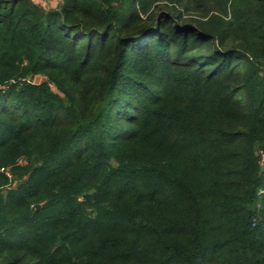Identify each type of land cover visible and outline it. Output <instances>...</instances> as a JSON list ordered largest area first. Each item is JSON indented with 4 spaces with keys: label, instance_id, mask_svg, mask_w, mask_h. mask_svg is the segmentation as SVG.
I'll list each match as a JSON object with an SVG mask.
<instances>
[{
    "label": "trees",
    "instance_id": "16d2710c",
    "mask_svg": "<svg viewBox=\"0 0 264 264\" xmlns=\"http://www.w3.org/2000/svg\"><path fill=\"white\" fill-rule=\"evenodd\" d=\"M54 2L0 0V264H264V0Z\"/></svg>",
    "mask_w": 264,
    "mask_h": 264
},
{
    "label": "rangeland",
    "instance_id": "374dc122",
    "mask_svg": "<svg viewBox=\"0 0 264 264\" xmlns=\"http://www.w3.org/2000/svg\"><path fill=\"white\" fill-rule=\"evenodd\" d=\"M38 1L42 2L46 6H55L56 5L54 0H38Z\"/></svg>",
    "mask_w": 264,
    "mask_h": 264
},
{
    "label": "water",
    "instance_id": "95a60500",
    "mask_svg": "<svg viewBox=\"0 0 264 264\" xmlns=\"http://www.w3.org/2000/svg\"><path fill=\"white\" fill-rule=\"evenodd\" d=\"M263 170H264V167H261L260 173H262Z\"/></svg>",
    "mask_w": 264,
    "mask_h": 264
},
{
    "label": "built area",
    "instance_id": "2783aa9c",
    "mask_svg": "<svg viewBox=\"0 0 264 264\" xmlns=\"http://www.w3.org/2000/svg\"><path fill=\"white\" fill-rule=\"evenodd\" d=\"M260 192H262V191H260Z\"/></svg>",
    "mask_w": 264,
    "mask_h": 264
}]
</instances>
